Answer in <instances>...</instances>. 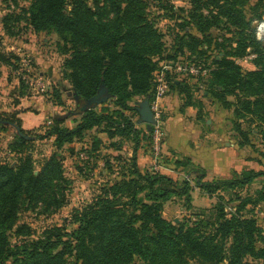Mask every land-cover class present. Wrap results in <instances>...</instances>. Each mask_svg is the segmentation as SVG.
<instances>
[{"label": "trees", "instance_id": "1", "mask_svg": "<svg viewBox=\"0 0 264 264\" xmlns=\"http://www.w3.org/2000/svg\"><path fill=\"white\" fill-rule=\"evenodd\" d=\"M26 1L29 7L24 12L32 30L58 34L64 52H69L64 67L73 89L85 100L102 86L111 95L98 111L83 113L72 129L62 125L64 120L55 118L38 138L52 139L61 149L81 143L90 130L100 128L109 139L131 142L132 150L130 164L128 168L124 164L119 179L101 186L88 205L72 213L75 229L68 232L62 227L47 228L36 238H32L29 227L16 224L18 213L23 205L30 208L41 204L44 212L51 206L53 210L61 207L66 180L59 157L52 155L36 175L30 157H21L13 166L0 161V264H264V220L262 227L257 219L240 214L247 204H262L264 208V187L254 199L246 198L236 205L235 212L226 211L221 197L211 209L175 223L162 217L163 205L173 197L191 200L190 180L178 183L166 173L140 171L137 166V150L142 141L150 148V132L137 127L127 113L138 116L136 106L130 104L139 99L151 100L156 60L164 58L156 19L149 18L147 12L151 0ZM189 1L192 10L186 23L205 35L208 28L225 19L237 30L238 40L236 47L214 57L208 77L197 82L205 86L207 96L221 108L230 110L239 105L241 111L234 109L239 117L255 118L264 138V50L246 19L243 8L249 0H205L204 5L217 12L209 19L197 14L201 9L199 0ZM171 8L160 7L173 18ZM248 10L253 20H261L264 0H257ZM204 43L210 41L186 29L183 36L176 37L172 55L188 52L189 59L200 64ZM247 48L257 56L253 61L255 69L244 71L232 58L243 56ZM0 62L10 64L1 54ZM170 88L184 93L188 103L191 93L197 90L186 81H174ZM228 97H233L235 103ZM17 128L12 150L23 147L31 132L23 130L21 123ZM92 140L90 157L92 151L97 155L102 146L97 137ZM120 143L115 150H120ZM162 164L190 178L194 176L196 187L209 196L243 189L257 178H264L263 170H247L232 179L205 181L204 171L187 159L170 162L163 158ZM12 237L16 238L13 244Z\"/></svg>", "mask_w": 264, "mask_h": 264}, {"label": "rangeland", "instance_id": "2", "mask_svg": "<svg viewBox=\"0 0 264 264\" xmlns=\"http://www.w3.org/2000/svg\"><path fill=\"white\" fill-rule=\"evenodd\" d=\"M256 1L249 0L243 8L246 12V19L250 20L253 35L255 24L264 22V16L257 21L253 20V16L249 14L248 9ZM204 2L205 0H199L198 6L201 5V9L197 14L204 19H209L210 14L216 15L217 12L212 6H205ZM148 3L149 18L156 19V27L162 36L164 51L161 57L164 58L156 60L157 65L158 62L164 61L174 53L175 39L177 36H183L186 29L193 35L203 36L210 41V44H203L201 49L205 53L199 57L201 58L200 64L205 66L210 65L220 52L224 53L236 47L237 30L227 24L225 19H222L220 24L208 28L204 32L205 35L198 32L190 23H186L192 10L189 0H151ZM162 5L172 7L173 18L168 16L169 11L165 12L160 9ZM28 7L29 2L26 0H0V54L10 61L9 65L0 62V129H5L0 130V161L13 166L21 157H30L36 175L52 155L59 157L62 176L66 180L63 191L64 202L61 207L53 210L51 206L47 212H44L41 204L30 208L23 205L18 213L16 224L29 227L33 233L32 238H36L41 236L47 228L62 227L70 232L77 227L72 223V213L88 205L98 194L101 186L114 179H119L124 164H127V168L130 164L131 142L115 138L111 142L108 141L104 147L114 143L111 147L114 149L122 141L118 152L110 148L108 152L100 147L98 157L96 151H92L93 155L91 154L90 157L88 151L93 141L91 137H96L97 132L92 133L90 138L86 134L83 143L81 142L83 145L74 142L64 145L61 149L55 147L52 139L38 138L51 127L56 117L53 111L57 107L58 110L61 108V112H64L60 119L65 121L69 117H75L74 122L79 120L83 115V113H78L79 102L85 99L73 89L67 80L64 62L69 52H64L63 41L58 34L52 31L34 32L27 24V14L24 12ZM7 18L9 19L6 21ZM181 25H186L188 28ZM260 47L264 50V42ZM251 51L252 49L247 48L243 56L233 57L234 64L244 71L250 69L243 68L242 61L250 55ZM201 90L197 89V91ZM227 99L235 103L233 97ZM217 105L223 110L233 128L230 137L235 139L236 143H241L242 146L239 148L247 157H254L258 161L255 171H264V138L261 135L263 129L259 128V122L252 116L239 117L238 113L234 112V109L241 111L239 105L230 110L221 108L218 103ZM99 107L96 106L95 110L98 111ZM109 107L113 109L112 105ZM16 108L26 113L24 116L27 119L26 123L35 121V119L41 120H39V126L31 127L35 130L27 133L25 145L12 150L11 145L13 146L17 136L16 129L20 127V123L22 126V121L16 118ZM5 121L11 122L12 125L4 123ZM170 177L178 183L188 178L191 188V200L185 201V196L173 197L163 205L162 217L175 223H180L189 217L193 219V213L211 209L221 197L226 211L235 212L236 205L246 198L254 199L256 193L264 187V178L260 177L243 189H230L209 196L196 187L194 176L190 178L185 174H172ZM263 209L262 204H247L240 214L257 219L259 225L263 227ZM15 240V237L10 238L12 244Z\"/></svg>", "mask_w": 264, "mask_h": 264}, {"label": "crops", "instance_id": "3", "mask_svg": "<svg viewBox=\"0 0 264 264\" xmlns=\"http://www.w3.org/2000/svg\"><path fill=\"white\" fill-rule=\"evenodd\" d=\"M254 53L256 56L257 54ZM182 56V55H181ZM184 57L189 59L190 54L185 52ZM182 56V57H183ZM249 56V55H248ZM246 56L242 61L243 68L247 70H253L254 66L252 60ZM192 89H202L201 91L192 92V98L190 103L186 99L184 93H181L179 89H171L169 93L163 99V105L165 109L164 115V138L162 143V155L166 160L170 162L173 160L187 159L190 163L202 169L205 173V181L213 180H228L232 179L235 175L240 174L247 170H256L258 161L254 157H247L246 154L240 150L238 143L235 139L230 137L232 132V126L226 118L225 113L221 110L217 103L210 99L206 92L205 86L201 85L197 81L186 82ZM140 99L131 103V106H136ZM106 103L99 105L100 107ZM61 108L58 107L53 111L55 118H61L64 112H61ZM95 110V109H94ZM17 118L22 121L23 130H35L31 129L39 126V120L29 121L26 123L25 112L19 111L16 108ZM131 116L133 123L137 127H142L137 124L138 116H134L132 113H127ZM59 116V117H58ZM75 117H69L63 122V126L69 129L75 127ZM27 128V129H24ZM100 129V128H99ZM98 128H93L87 134L88 137L91 134L97 132V138L102 142V149L108 151L110 146H106V143L113 141L108 136L101 132ZM93 138V137H91ZM87 140V139H86ZM83 143V142H82ZM82 143H79L83 145ZM86 146V144H84ZM110 148V149H109ZM132 150V144L129 147ZM112 151H117L111 149ZM100 152V151H99ZM137 166L140 171H146L152 169V159L149 146L142 141L141 147L137 150L136 154ZM173 168V166H170ZM162 173H166L171 176L172 174L181 175L184 172L180 170H161ZM198 190V188L196 189Z\"/></svg>", "mask_w": 264, "mask_h": 264}, {"label": "built area", "instance_id": "4", "mask_svg": "<svg viewBox=\"0 0 264 264\" xmlns=\"http://www.w3.org/2000/svg\"><path fill=\"white\" fill-rule=\"evenodd\" d=\"M255 39L264 42V22L255 24ZM249 50V49H248ZM249 59H254L256 55L250 53ZM157 69L153 73V96L149 101L152 113L153 123L150 130V154L152 159V169L154 171L173 170L169 166L162 164V143L164 138V115L165 109L163 99L170 91V85L174 81H198L208 77L212 67L211 65L196 64L188 58L180 55L165 58L158 62ZM264 147V145H263ZM87 159V157H84Z\"/></svg>", "mask_w": 264, "mask_h": 264}, {"label": "water", "instance_id": "5", "mask_svg": "<svg viewBox=\"0 0 264 264\" xmlns=\"http://www.w3.org/2000/svg\"><path fill=\"white\" fill-rule=\"evenodd\" d=\"M110 94L106 87L102 86L96 95L87 100H81L79 102L78 113H85L88 110H94L96 106L104 104L109 98ZM136 111L138 114L137 124L141 125L148 132L151 130V124L153 123L152 113L149 106V99L145 98L142 101L137 102Z\"/></svg>", "mask_w": 264, "mask_h": 264}]
</instances>
